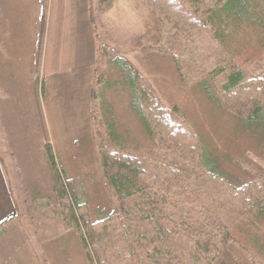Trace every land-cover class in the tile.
<instances>
[{"label":"rangeland","instance_id":"374dc122","mask_svg":"<svg viewBox=\"0 0 264 264\" xmlns=\"http://www.w3.org/2000/svg\"><path fill=\"white\" fill-rule=\"evenodd\" d=\"M181 1L189 6L192 5L188 3L189 0ZM251 1L252 4L248 11L250 13L253 11L256 15L254 19L250 17L249 20L223 21L220 25L212 24L208 20V17H211V15L206 14L209 5L201 2L193 6L196 10L194 15L198 21L207 20V23L211 25L208 28L215 32L221 47L219 50L213 47L211 43L209 44V34L208 37L206 35L199 37L201 35L199 34L200 30L184 26L181 30L180 28L174 29L172 24L168 22L165 25L143 4L147 12L143 18H138V16L131 18L130 24H127L128 30L132 29L131 32H120V34L114 32V30H122L126 26L117 22L113 26L112 18L110 22L113 30L112 33L108 34L110 41H120L122 46H124L123 43L131 42L134 47L123 49L124 47L120 46L122 49H117L121 57L125 58L140 76L149 82L166 108L178 111L195 136L197 145L204 148L209 153L211 161L216 164L217 173L236 188L247 185L253 180H257L259 183L264 180V118L256 123H246L239 120L238 116L227 108L219 93V86L223 83L224 78L218 77L212 80L208 72L215 65H234L245 74L247 80L255 78L257 75H264V0ZM94 2L96 3L97 0ZM108 7L103 9V13ZM214 7L212 4L209 9ZM194 9L192 8V11ZM102 14L99 20L97 19L99 22L96 23L98 31L95 36V49L100 45L107 44L105 41L106 32L105 30L102 31L101 26ZM150 19H152V28L150 26L145 28V22H148L147 25L150 24ZM140 30L143 32L149 30V35L141 41L130 38L134 32L138 33ZM205 37L208 41L202 42ZM122 39L124 41H121ZM214 52H218L220 55L219 61L217 60L218 57L213 54ZM98 62L91 92L100 95L107 82L111 83V86L109 85L107 89L103 90L98 100L96 98L92 100L91 94L92 137L90 138L94 147L96 170L92 174L93 179L90 177L82 178L85 182H89L87 184L88 198L82 189L83 183L68 180L62 172L61 166L57 165L63 181L60 182L64 185H68L67 182L72 185L76 196L86 208L90 223L99 220L105 221L104 218L111 216L117 207L111 190L105 184L98 155L99 144L116 151L123 150L125 154L141 158L146 163L158 162L175 168H181L188 164L184 156L183 158L186 160L178 158L171 149H167L169 142H160L157 138L150 139L144 133L130 108L131 95L128 88L122 83V75L109 63L108 58L105 60L98 59ZM37 64L38 61L36 60L32 65L31 76L33 75V78L31 80V93L28 98L31 101L24 105L28 113L23 119L13 120L0 117V165L3 168L2 172L10 182L16 205L21 207L22 216L19 219L28 229V235L34 245L33 248L39 252L42 264H96L95 261L93 263L89 261L79 233L71 223L67 208L68 199L60 198L56 192L59 188L58 183L54 180V196H52L53 193L49 188H45L42 194L43 199L37 200L35 199L36 195H33V198L29 200L30 193L24 189L22 173L16 167L19 162L12 151L18 146L17 144L21 143L19 139L23 137L26 131L31 135V143H37L34 146L35 149H39L35 155L36 160L39 161L45 156L48 165L50 164L46 151L48 143L55 160V151H59L58 144L53 143L49 136L45 139L44 134H41V137L37 134L39 127L43 133L40 120L34 119L36 116L39 118L40 96H42L39 75L35 70ZM3 94L5 95L4 92ZM102 102H105L106 109L100 108ZM19 105H22L21 101H19ZM3 106L6 107L7 104H3ZM108 110L110 113L112 112V119L116 124L117 132L122 136L123 146L118 145L120 139L119 142L112 140L108 131L102 126L103 122L106 123L111 119L106 113ZM22 127L26 129L24 128L19 132L18 129H22ZM74 138H78V135ZM88 141L78 143L77 148H80V144H82L86 149ZM183 145H193V142L188 141ZM187 147L185 153H187ZM146 167L149 168L147 165ZM12 177H15L16 180H13ZM35 185L37 184L32 183V186ZM32 186L26 185V188H32ZM14 187L19 188L16 190L19 194L14 193ZM199 196L204 202L203 211L207 209L208 212L201 213L205 216L203 219L199 217V210L195 211V209L188 208L193 211L189 223L184 227L186 231L197 228L200 230L199 234H197L198 232L192 233L193 230L190 231L194 240L188 247L190 249L188 253L197 255L194 259L199 262L196 264H264V213H262L263 215H256L253 210H244L239 206L231 208L232 210H220L211 188L202 191ZM176 209L171 206L168 211L176 213ZM197 217L199 221L194 222V218ZM115 221L119 223V220ZM115 223L112 222L105 228L106 236L103 237H105L104 241H107V244L104 243V245L107 255L122 254L124 257L127 244L124 240H120V234L116 231ZM85 232L84 230L83 233ZM224 233L226 234L224 235ZM71 237L79 243L77 251L73 250L74 244ZM54 241L56 243L63 242L62 248L54 249ZM42 243L47 246L46 257H43L44 254L42 255L45 251ZM145 243L133 242L140 261H144V264H157L156 260L151 258L153 254L157 255L161 264H168L166 261L175 257L171 255L172 253L180 254L183 248H187L186 243L180 241L170 246V252L166 249V254L162 251L157 254L147 245L148 243ZM93 254H91V258L95 260ZM179 260L181 259L179 258ZM126 261V259L119 257L111 262L112 264H125ZM189 264L191 263L189 262Z\"/></svg>","mask_w":264,"mask_h":264},{"label":"trees","instance_id":"16d2710c","mask_svg":"<svg viewBox=\"0 0 264 264\" xmlns=\"http://www.w3.org/2000/svg\"><path fill=\"white\" fill-rule=\"evenodd\" d=\"M87 1L88 18L96 36L98 31L96 23L99 22L97 19L99 20L103 9L110 6L113 0H97L96 3L94 0ZM138 1L165 25L170 23L172 28H180V30L182 26L200 30L199 37L203 35L208 37L209 34V44L211 43L217 50L221 47L215 32L209 29L211 25L207 23V20L198 21L194 15L196 10L193 6L201 2L209 5L206 14L211 17H208V20L212 24L217 23L218 25L223 21L249 20L250 17L254 19L256 16L253 11L252 13L248 11L252 4L251 0H189L188 3L192 4L191 6L184 4L181 0ZM212 4L215 7L209 9ZM195 38L198 37L195 36ZM195 41L197 42V40ZM206 41L208 40L205 37L202 42ZM213 54L218 57L219 61L218 52ZM95 55V72L98 59L108 58L109 63L122 75V83L128 88L131 95L130 108L144 133L150 139L157 138L160 142H169L167 149H171L178 158L187 159L188 164L181 168H175L158 162H154L156 165L146 163L141 158L125 154L123 150L116 151L99 144L98 155L101 170L105 184L111 190L117 207L111 216L104 218L105 221L99 220L90 223L86 208L76 196L72 185L68 182V185L61 183L63 182L61 172L57 168L53 153L47 144V157L54 170L55 181L59 185L56 192L60 198L69 201L67 207L69 217L79 233L88 259L92 263L95 261L96 264H112V260L121 257L127 260L125 264H144V261H140L133 242L137 244L147 242L148 244H145L154 253L158 254L162 251L166 254V249L170 252L172 244L184 241L187 248L181 249L180 254L172 253L171 255L177 259L172 257L170 261L166 262L168 264L171 262L173 264H189V262L196 264L199 262L194 259L197 255L188 253L190 250L188 247L194 240L190 231L193 230L192 233L198 232L197 234H199L200 230L197 228L186 231L184 227L190 221L192 209L199 210V217L203 219L205 216L201 213L208 212L207 209L205 211L202 209L205 206L203 199L199 196L200 193L211 188L220 210H232L231 208L239 206L244 210H253L256 215H263L264 180H261L260 183L253 180L240 188L232 186L228 180L217 173L216 164L211 161L209 153L197 145L195 136L178 111L166 108L149 82L140 76L138 71L125 58L121 57L117 50L100 45L95 49ZM208 73L212 80L218 77L224 78L223 83L219 86V93L227 108L237 115L239 120L256 123L264 118V75H257L258 78L256 76L247 80L245 74L234 65H215L209 69ZM109 85L111 86V83L107 82L104 89H107ZM103 90L100 95L92 92V100L100 99ZM102 107L106 109L105 102L101 103L100 108L102 109ZM106 113L111 119L106 123L103 122L102 126L108 131L112 140L119 142L120 139L118 145L123 146L121 141L123 139L117 132L112 112L110 113L108 110ZM188 141L193 142V145H187L188 147L183 145ZM186 147L187 153H185ZM171 206L173 209L177 208L176 213L168 211ZM115 220H119V223ZM197 221L199 218H194V222ZM112 222H116V231L120 234V240H124L127 244L124 257L122 254L107 255L104 245V243L107 244V241H104L105 237L103 236H106L105 228ZM84 230L85 233H83ZM197 244L199 245V242ZM91 254L94 255L95 260H92ZM151 258L156 260L157 264H161L156 254H153Z\"/></svg>","mask_w":264,"mask_h":264},{"label":"crops","instance_id":"0c3cea01","mask_svg":"<svg viewBox=\"0 0 264 264\" xmlns=\"http://www.w3.org/2000/svg\"><path fill=\"white\" fill-rule=\"evenodd\" d=\"M145 12L138 0H113L100 19L102 31L106 32V45L116 50L134 47L131 42L122 46L120 41L108 39L113 30L110 19L113 18V26L115 22L126 26L114 32L128 33L132 31L127 27L131 18H143ZM147 23L144 27L152 28V19L150 24ZM148 35L149 30H140L130 38L141 41ZM95 48L96 38L88 18L87 0H0V117L16 120L23 119L28 113L24 105L31 101L28 98L33 78L32 65L37 60L35 70L39 75L42 96L39 118L36 116L34 119L40 120L43 130L42 133L39 127L37 134L39 137L44 134L45 139L49 136L53 143L58 144L56 166H61L68 180L83 183L82 189L87 198L89 182L82 178L93 179L92 174L96 170L90 138ZM76 135L78 138H74ZM85 140H89L88 147L84 149L80 144L77 148V144ZM19 141L21 143L12 152L19 162L16 167L22 173L24 189L30 193L29 200L33 195L37 200L43 199L45 188H49L54 196V170L48 165L46 157L36 160L39 149L34 148L36 142L31 143L28 131ZM2 171L0 165V264H42L28 229L19 219L22 216L21 207L16 205L10 182ZM12 179L16 180L15 177ZM32 183L37 185L32 186ZM26 185L32 188H26ZM16 190H19L18 187H14V193L19 194ZM72 241L74 249L69 248L77 251L79 243L74 238ZM62 243L54 241V249L62 248ZM41 245L45 250L42 255L46 257L47 246L44 243Z\"/></svg>","mask_w":264,"mask_h":264}]
</instances>
